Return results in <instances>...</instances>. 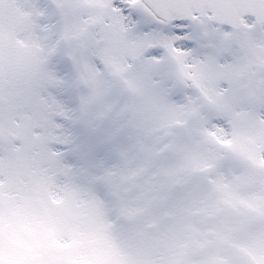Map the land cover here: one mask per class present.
<instances>
[{"label":"snow or ice","instance_id":"obj_1","mask_svg":"<svg viewBox=\"0 0 264 264\" xmlns=\"http://www.w3.org/2000/svg\"><path fill=\"white\" fill-rule=\"evenodd\" d=\"M0 264H264V0H0Z\"/></svg>","mask_w":264,"mask_h":264}]
</instances>
